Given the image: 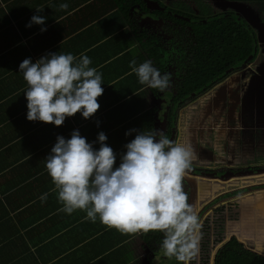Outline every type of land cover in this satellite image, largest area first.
Listing matches in <instances>:
<instances>
[{"label":"crops","instance_id":"0c3cea01","mask_svg":"<svg viewBox=\"0 0 264 264\" xmlns=\"http://www.w3.org/2000/svg\"><path fill=\"white\" fill-rule=\"evenodd\" d=\"M121 9V0H0V264H178L160 251L161 232L122 234L99 218L86 219L85 211H62L45 166L57 137L70 139L73 131L94 150L103 132L116 154L114 169L125 145L138 132H150L151 120L154 131L165 133L162 112L174 91L141 85L129 67L132 60L137 66L150 60L140 40L150 34L143 21L148 16L139 13L136 24L135 9L128 17ZM33 16L44 23H31ZM55 53L87 55L102 74L104 91L91 118L78 112L59 127L27 120L28 86L19 65ZM174 122L169 131L175 127L174 141L183 143ZM250 150L254 163L264 165L261 145Z\"/></svg>","mask_w":264,"mask_h":264},{"label":"clouds","instance_id":"9594fccd","mask_svg":"<svg viewBox=\"0 0 264 264\" xmlns=\"http://www.w3.org/2000/svg\"><path fill=\"white\" fill-rule=\"evenodd\" d=\"M44 19L33 16L31 23L43 24ZM91 63L87 55L77 58L71 53L49 54L35 63L23 60L19 70L28 86L24 92L27 120L59 127L78 112L85 120L91 118L104 91L102 74ZM129 67L141 85L160 92L172 86V73L162 75L150 60L138 66L132 60ZM106 140L99 133L100 147L94 150L79 131L67 140L57 137L45 166L62 211H85L86 219L96 222L99 218L122 234L161 232L164 256L187 264L198 250V216L183 185L193 150L170 140L161 130L142 131L125 145L126 153L114 169L116 154Z\"/></svg>","mask_w":264,"mask_h":264},{"label":"trees","instance_id":"16d2710c","mask_svg":"<svg viewBox=\"0 0 264 264\" xmlns=\"http://www.w3.org/2000/svg\"><path fill=\"white\" fill-rule=\"evenodd\" d=\"M227 1L256 4L264 11V0ZM151 3L156 8L151 14L161 16L162 4L158 0H121V11L128 17L131 8H134L137 24L138 14L144 12L147 15ZM171 15V19L182 27L181 32H184L185 28H190L191 35L188 42L182 40L177 42L173 35V39L169 42L172 49H167L166 43H162L155 34L140 35V40L141 42L144 40L142 49L147 52L152 65L160 73L163 70L166 72L167 64L173 59V53L181 56L178 64L181 82L171 98L172 111L168 116L175 120L177 110L186 102L214 88L210 91L211 94L208 93L209 95L204 96L200 101L197 100L200 106L206 105L209 99L211 102L217 98L219 95L217 90L226 87L231 89L238 83L240 79L237 74L227 81L225 79L245 64L254 62L259 53V46L255 30L245 20L237 18L234 13L198 18L172 10ZM179 16L193 20L187 22ZM185 37L187 38L188 35ZM195 103L197 105V102ZM183 112L184 116L187 115L188 108ZM173 123L171 127L174 126ZM152 129L153 120H151L150 132ZM202 173L196 171L195 174H186L190 179L192 178L195 191L192 203L194 211L214 196H218V201L224 198H238L211 210L202 220L197 232L198 250L188 264H264V177L254 174L257 184L221 194L223 190L247 181L221 182L217 177L203 178ZM251 191L254 193L247 194Z\"/></svg>","mask_w":264,"mask_h":264},{"label":"rangeland","instance_id":"374dc122","mask_svg":"<svg viewBox=\"0 0 264 264\" xmlns=\"http://www.w3.org/2000/svg\"><path fill=\"white\" fill-rule=\"evenodd\" d=\"M160 2L172 10L184 12L188 15L193 14L192 16L199 18H212L221 14L234 13L237 18L245 20L255 30L259 46L257 58L254 62L245 64L239 70L232 72L225 79L227 81L234 74H237L240 79L238 83L232 86L231 89L226 87V89L217 90L219 91L217 98L211 102H209V99L206 105L201 103L202 106H200L197 100L200 101L204 96L211 94L210 91L214 88L186 102L177 111L176 128L178 141H180L181 133V138L185 141L177 143L193 150L191 169L196 170L197 168V170L203 171L201 174L203 178H216L212 175L218 174L217 178L221 182L247 181V183L223 190L221 194L257 184L256 175L254 174L264 177V165L254 163L255 155L252 154L250 149L254 152V146L258 147L260 144L258 141L262 142L261 146H264V11L256 4L225 0H160ZM149 7L151 9L155 8L152 3ZM165 25L166 27L161 28L151 25L148 30L150 33L155 34L162 43H166L167 47L172 49L168 44L172 35L176 37L180 35V38L182 37L180 40L183 42H188L190 39V28H185L184 32H181V27L178 24L171 25L170 22H166ZM164 30L167 31V35L163 34ZM186 35H188L187 38ZM178 45L179 43L175 45V49ZM179 59V54L173 53L171 61L173 68L170 67L169 70L172 73V79L179 80V73L177 74L176 69H174L175 64H180ZM171 84L169 91L175 92L178 84ZM173 95L175 94L173 93ZM195 102H197V105H195ZM189 104L194 105L189 107ZM185 108H188V114L184 116L183 110ZM183 116L184 118H182ZM187 121L189 126H187ZM257 131H262V135ZM228 138L234 141L233 146L232 143H229ZM197 141L198 143H196ZM252 171L254 173L251 174ZM187 173L194 174L192 171ZM224 174H229L230 177H222ZM185 177L188 183H183V185L184 189L191 194L189 195V203L192 205L195 194L193 186L191 188L192 178L190 179L186 175ZM251 193H254V191L247 194ZM237 198H224L218 201V196H214L200 206L197 210L199 212L196 214L199 227L211 210ZM215 200L218 202H214Z\"/></svg>","mask_w":264,"mask_h":264},{"label":"flooded vegetation","instance_id":"af4514ba","mask_svg":"<svg viewBox=\"0 0 264 264\" xmlns=\"http://www.w3.org/2000/svg\"><path fill=\"white\" fill-rule=\"evenodd\" d=\"M159 2H160V0H158ZM161 3V2H160ZM162 4V7H160V9H161V12H163V14L161 15V16H157V15H153V14H151L156 8H154V9H151V8H149L150 9V11H149V13H147V15H146V13H145V15L146 16H148L147 18H151L150 20H152L151 21V24H150V26L151 25H153V26H155V27H159V28H161V27H166V22H170V24L171 25H174V24H177V23H175L172 19H171V17L170 16H172L171 14H172V9H170V8H168V7H166L163 3H161ZM173 11H176V10H173ZM144 13V12H143ZM184 13V12H183ZM140 15H142V13H140ZM191 15H193V14H191ZM181 19H183V20H185L184 18H186V19H190V21L189 20H185V21H187V22H192V18H188V17H185V16H179ZM199 18V17H198ZM150 26H148L149 28H150ZM181 27V26H180ZM182 28V27H181ZM169 29V28H168ZM163 30V29H162ZM161 30V31H162ZM167 30V29H166ZM166 30H164L163 31V34H166L167 35V31ZM182 30V29H181ZM149 31V30H148ZM191 35V34H190ZM173 37V35L171 36V38H169V41L171 40V39H173L172 38ZM176 37V36H175ZM158 38V37H157ZM177 39H176V41L178 40V41H180V39L182 38H180V35L178 36V37H176ZM177 41V42H178ZM168 44H170V43H168ZM170 46H172L171 44H170ZM167 47V46H166ZM167 49H170L169 47H167ZM179 58H180V55H179ZM172 61V60H171ZM171 61H170V63H168L167 64V69H166V71L168 70V72H169V70H170V67H172V65H171ZM173 68V67H172ZM174 69H176V72H177V74L179 73H181L180 72V67H179V65L178 64H175L174 65ZM178 76H180V75H178ZM177 79H172V81H171V83H174V85L175 84H179L180 82H181V79L179 78V80H177ZM168 103L166 104V106L164 107L165 109H164V111L162 112V114L163 115H166V119H167V127H166V129H165V134L168 136V138L170 139V140H175V134H174V136H173V133L175 132L176 133V131H175V127L174 128H172V131L170 132L169 130H170V124H171V122H174L175 120H172L171 119V117L169 118L168 116H169V114H170V112L172 111V104H171V99L170 100H168L167 101ZM160 108V107H159ZM161 109H162V107H161ZM161 109H159L158 111H160ZM166 110V111H165ZM179 110V109H178ZM177 110V111H178ZM175 123V122H174ZM168 132H170V133H168ZM257 142V141H256ZM258 143H260V145L262 144V142H259L258 141ZM261 149H262V151H264V146H261ZM194 172V174L196 173V171H199V169L197 170V168H196V170L194 169L193 170V168L192 169H190L188 172ZM200 172H203V171H200ZM207 174H209V173H207ZM216 177H218V176H216ZM185 181V182H184ZM187 182V179H186V177H184V179H183V183H186ZM188 183V182H187ZM186 191V190H185ZM187 193H188V195H191V194H189V192L188 191H186Z\"/></svg>","mask_w":264,"mask_h":264},{"label":"water","instance_id":"95a60500","mask_svg":"<svg viewBox=\"0 0 264 264\" xmlns=\"http://www.w3.org/2000/svg\"><path fill=\"white\" fill-rule=\"evenodd\" d=\"M146 1H148V0H146ZM225 1H227V0H225ZM229 2V1H228ZM236 3H240V2H236ZM245 4V3H244ZM185 20H189L190 21V19H186V18H184ZM143 21H144V23H146V25H148V26H150V23H149V18H147V20H146V18L145 19H143ZM249 21V20H248ZM162 119H163V121L165 122V120H166V115H164L163 117H162ZM252 173H254L253 171L251 172V174ZM212 176H214V177H216V176H219L218 174H216V175H212ZM222 177H225V178H228V177H230V175L229 174H224Z\"/></svg>","mask_w":264,"mask_h":264}]
</instances>
